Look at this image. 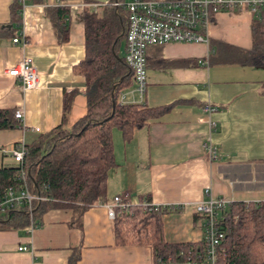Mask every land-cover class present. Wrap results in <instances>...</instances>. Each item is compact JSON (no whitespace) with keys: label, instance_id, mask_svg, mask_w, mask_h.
<instances>
[{"label":"crops","instance_id":"1","mask_svg":"<svg viewBox=\"0 0 264 264\" xmlns=\"http://www.w3.org/2000/svg\"><path fill=\"white\" fill-rule=\"evenodd\" d=\"M12 1L0 0L1 24L10 19ZM107 1L25 0L20 30L24 43L0 37V108H20L23 113L19 127L0 129V165L17 163L11 156L14 144L60 124L66 99V126L86 112L84 77L74 71L85 56L82 15L87 8L99 11ZM59 4L69 9L65 40L58 38L51 12ZM253 16L245 8L222 10L208 27V43L149 45L144 96L131 92L134 82L121 91L123 100L167 104L169 109L137 129L131 141L124 142L120 130L113 129L116 165L108 171L107 201L128 193L132 203L149 196L159 205L181 206L163 215L167 241L201 240L204 217L194 205L209 194L230 202L264 200L263 70L227 61L225 52L226 45L251 46ZM22 57H29L37 69L33 89L6 72ZM207 103L214 110L206 111ZM210 146L217 149L216 158ZM151 262V247L115 244L112 219L101 202L88 207L79 220L71 208L54 207L34 227L0 229V264Z\"/></svg>","mask_w":264,"mask_h":264},{"label":"trees","instance_id":"2","mask_svg":"<svg viewBox=\"0 0 264 264\" xmlns=\"http://www.w3.org/2000/svg\"><path fill=\"white\" fill-rule=\"evenodd\" d=\"M114 1L124 0H109L99 11L87 8L82 15L85 56L74 65V71L84 77L86 112L75 124L66 126L70 104L66 99L61 123L24 143L20 162L0 165V194L10 185L21 188L23 181L18 175L23 170L29 189L45 197L34 200L31 208L23 204L0 210V229L37 225L42 214L54 207L71 208L79 220L92 204L106 203L108 171L116 165L113 129L120 130L124 142L131 141L137 129L169 109L167 104L156 107L121 99V91L135 81L122 53L127 12ZM23 3L12 1L9 21L0 23V37L19 35ZM51 12L55 15L58 38L65 40L69 29L68 5L54 6ZM252 21L251 46L238 49L226 45V60L262 68L264 77V11L253 16ZM261 92L264 94V78ZM14 113V108H0V129L20 126ZM143 197L134 203L126 197L123 200L129 202L128 208H116L112 218L115 244L151 247V264H199L203 255L201 240L175 243L164 236L163 215L176 212L181 206L154 209L143 204L150 197ZM219 223L225 236L216 264H264V200H232L220 212Z\"/></svg>","mask_w":264,"mask_h":264},{"label":"built area","instance_id":"3","mask_svg":"<svg viewBox=\"0 0 264 264\" xmlns=\"http://www.w3.org/2000/svg\"><path fill=\"white\" fill-rule=\"evenodd\" d=\"M114 4L122 5L127 12L124 57L135 81L131 92L135 91L141 96H144L147 85L146 49L149 45L168 42L208 43V27L217 12L245 8L252 15L258 16L264 11V0H124L114 1ZM12 40L15 43H24L22 32L20 31ZM6 72L19 79L24 88L33 89L37 85L38 72L29 57H22ZM204 109L208 112L214 110L209 103ZM14 114L18 121H22L23 113L20 108L16 109ZM209 148L210 155L216 158L217 149L211 146ZM11 154L15 161L20 162L24 154V143L14 144ZM18 176L23 181L21 188L10 185L0 194V210L21 207L23 204L31 208L34 200L45 198L29 189L23 170ZM205 190L210 191L208 188ZM126 197L128 193L116 194L110 201L101 202L110 219L115 216L117 207L128 208L129 202L123 200ZM143 204L154 209L173 205H159L145 200ZM228 204H230L228 199L209 194L207 198L194 205L195 210L204 217L201 237L203 255L199 264H216L220 252L223 251L221 243L225 233L219 223V215ZM35 225L31 224V227ZM19 248L24 249L25 246Z\"/></svg>","mask_w":264,"mask_h":264},{"label":"rangeland","instance_id":"4","mask_svg":"<svg viewBox=\"0 0 264 264\" xmlns=\"http://www.w3.org/2000/svg\"><path fill=\"white\" fill-rule=\"evenodd\" d=\"M126 1H127V0H126ZM122 52H123V51H122ZM118 131H119V130H116V129H115V132H116V133H118ZM12 161H15V160H12Z\"/></svg>","mask_w":264,"mask_h":264}]
</instances>
